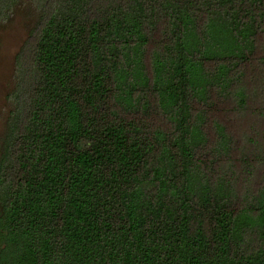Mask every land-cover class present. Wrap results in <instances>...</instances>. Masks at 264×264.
I'll list each match as a JSON object with an SVG mask.
<instances>
[{
    "label": "trees",
    "instance_id": "1",
    "mask_svg": "<svg viewBox=\"0 0 264 264\" xmlns=\"http://www.w3.org/2000/svg\"><path fill=\"white\" fill-rule=\"evenodd\" d=\"M20 4L0 264H264V0Z\"/></svg>",
    "mask_w": 264,
    "mask_h": 264
},
{
    "label": "rangeland",
    "instance_id": "2",
    "mask_svg": "<svg viewBox=\"0 0 264 264\" xmlns=\"http://www.w3.org/2000/svg\"><path fill=\"white\" fill-rule=\"evenodd\" d=\"M34 22V13L27 4H20L6 22H0V143L11 108L7 96L14 87L16 56Z\"/></svg>",
    "mask_w": 264,
    "mask_h": 264
}]
</instances>
